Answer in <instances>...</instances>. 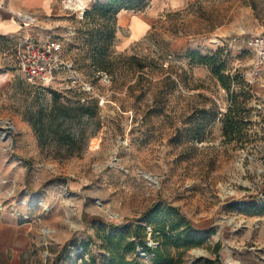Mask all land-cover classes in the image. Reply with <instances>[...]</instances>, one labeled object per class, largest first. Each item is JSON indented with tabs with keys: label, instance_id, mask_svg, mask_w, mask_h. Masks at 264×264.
<instances>
[{
	"label": "rangeland",
	"instance_id": "rangeland-1",
	"mask_svg": "<svg viewBox=\"0 0 264 264\" xmlns=\"http://www.w3.org/2000/svg\"><path fill=\"white\" fill-rule=\"evenodd\" d=\"M95 1L59 0L54 13L22 25L29 34L0 36V214L22 230L11 237L14 264H82L78 254L107 264L104 238L137 242L140 216L155 203L212 228L178 264H264V70L254 71L246 47L264 35V0H132L123 26L96 15ZM134 19L148 26L136 36ZM26 38L60 41L77 86L64 71L48 88L28 84L11 51ZM218 50L225 74L240 73L245 86L226 91L186 56ZM232 99L240 129L224 135ZM54 100L71 113L81 104L93 111L67 125L87 140L80 157L57 144L42 150L24 119L26 108L48 110ZM143 253L120 248L148 263Z\"/></svg>",
	"mask_w": 264,
	"mask_h": 264
},
{
	"label": "trees",
	"instance_id": "trees-1",
	"mask_svg": "<svg viewBox=\"0 0 264 264\" xmlns=\"http://www.w3.org/2000/svg\"><path fill=\"white\" fill-rule=\"evenodd\" d=\"M131 1L96 0L92 7L96 15L104 19L115 20L120 11L131 8ZM85 12L86 15L89 14V11ZM92 20L94 21L93 16ZM186 56L191 65L196 64L209 68L212 75L217 78L221 87L226 91L232 90V87L245 86L246 84L238 72L231 76L225 74L226 63L222 59V52L220 50L207 55H202L198 51H188ZM97 64L102 65V62H97ZM73 68L76 70L74 63ZM30 85L39 89H45L51 86L40 87L33 84ZM77 88H79L80 92H85V89L80 88V85ZM231 102L234 105L227 109L222 119V132L224 135L234 133L240 129L239 119L235 118H240L241 108L236 102H233V99ZM71 111L73 110L64 106L62 103L56 102V100L53 101L48 110L41 107H37L36 110L30 107L26 108L23 113L24 119L31 126L36 135L38 145L42 150H45L52 144H57L60 147H65L69 157H80L84 152L87 140L85 138L77 139L67 125L70 126L73 119H77V122H81L82 118L90 121L94 118L93 111L88 106H83V104L74 109L75 113H71ZM96 126H99L98 122H96ZM79 131L81 135L84 132L83 129ZM140 219L145 225H136L135 236L138 239L137 242L123 239V246H121V242L119 241L112 242L111 235L104 238L110 251V260L107 264H178L188 249L200 246L205 242L206 234L212 232V228L202 231L196 229L186 217L179 213L177 208L171 206L161 207L156 203L146 209L141 214ZM110 226L112 228L123 227L125 223L121 224V226L113 224ZM146 227L150 228L151 237L155 242L153 246L147 243ZM121 247L124 251L133 253H138L137 248L140 247L142 252H149L151 258L148 263H144L135 257L126 259L123 254H120ZM78 257H81L82 264H103L96 262L92 257L88 261L83 258L82 254H78Z\"/></svg>",
	"mask_w": 264,
	"mask_h": 264
},
{
	"label": "built area",
	"instance_id": "built-area-1",
	"mask_svg": "<svg viewBox=\"0 0 264 264\" xmlns=\"http://www.w3.org/2000/svg\"><path fill=\"white\" fill-rule=\"evenodd\" d=\"M27 19L29 17L21 19L22 25L29 24ZM246 47L253 56L254 71L258 73L264 70V35L251 36L247 40ZM62 49L61 42L56 39L35 41L26 38L17 43L11 51L26 82L48 87L56 80V75L64 71L71 73L66 79L69 86H75L78 83V74L73 68V63L62 58ZM82 88L85 89V85Z\"/></svg>",
	"mask_w": 264,
	"mask_h": 264
},
{
	"label": "crops",
	"instance_id": "crops-1",
	"mask_svg": "<svg viewBox=\"0 0 264 264\" xmlns=\"http://www.w3.org/2000/svg\"><path fill=\"white\" fill-rule=\"evenodd\" d=\"M187 1L188 0H181L177 5H182ZM58 2L59 0H0V36H17L23 28H25L27 34H29L30 31L22 26L21 19L23 17H29L38 22L46 15L54 13L58 7ZM132 16L134 15L126 10L120 11L116 18L117 25L123 26L124 22L129 25L133 18ZM131 27L133 36L139 35L141 31L145 32L148 28V26L145 27L142 21L137 19L133 20ZM144 27L145 30H143ZM13 47L11 49H13ZM2 159L3 154L1 153L0 180L4 178V161ZM4 221V216L0 214V264H14L17 252L14 251L13 248L15 239H11V237L16 235L15 238H17L22 230H20V226Z\"/></svg>",
	"mask_w": 264,
	"mask_h": 264
},
{
	"label": "water",
	"instance_id": "water-1",
	"mask_svg": "<svg viewBox=\"0 0 264 264\" xmlns=\"http://www.w3.org/2000/svg\"><path fill=\"white\" fill-rule=\"evenodd\" d=\"M4 124H5V126H6V130H2V132H1V135H2V137H8L7 135H8V132L9 131H12L13 130V127L7 122V121H4ZM137 252L138 253H140V254H144L142 251H141V248L139 247V248H137Z\"/></svg>",
	"mask_w": 264,
	"mask_h": 264
},
{
	"label": "bare ground",
	"instance_id": "bare-ground-1",
	"mask_svg": "<svg viewBox=\"0 0 264 264\" xmlns=\"http://www.w3.org/2000/svg\"><path fill=\"white\" fill-rule=\"evenodd\" d=\"M27 21H32V19H31V18H29V19H27Z\"/></svg>",
	"mask_w": 264,
	"mask_h": 264
}]
</instances>
